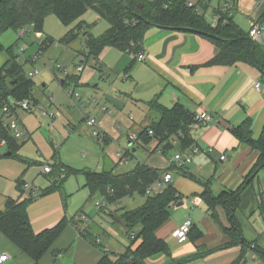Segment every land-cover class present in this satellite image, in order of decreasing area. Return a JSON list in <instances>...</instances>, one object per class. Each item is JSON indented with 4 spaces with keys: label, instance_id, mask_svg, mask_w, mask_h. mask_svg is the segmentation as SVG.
I'll return each instance as SVG.
<instances>
[{
    "label": "crops",
    "instance_id": "obj_1",
    "mask_svg": "<svg viewBox=\"0 0 264 264\" xmlns=\"http://www.w3.org/2000/svg\"><path fill=\"white\" fill-rule=\"evenodd\" d=\"M189 2L195 3L197 0H189ZM203 2L207 8L203 6L201 10L204 9L207 17L211 5L208 0H203ZM222 8L220 6L213 8L211 16L207 17L208 20L215 24L213 17ZM253 12L255 16L262 14L260 9ZM235 13H233L234 18ZM85 22L87 23V21ZM142 50L145 58L140 61L135 59L131 52L108 46L101 52L97 62L95 61L93 64L94 66H96L95 64L99 65L100 68L95 67V73L93 72L92 79H97V81L92 84L88 77H78L74 84L78 90H86L81 96L89 99V102L79 104L78 101H81V98L72 94L79 100L76 102V107L69 108L66 112L68 115H74L75 119L71 125H76L68 138L77 136L75 131L80 130L82 133H78L85 136L92 132L99 142H115L120 146L123 143V135L126 133L129 145L134 146L142 140H131L130 136H137L143 130L139 133H130L127 131L129 123L140 125L149 123L150 125L159 120L157 112L151 109V102L157 101L166 107H172L179 103L193 114L207 111L213 119L192 129L195 143L202 148L195 154L193 162H191L193 164H189V167L185 166L187 172L191 173L193 177L182 174L183 177L192 179L196 187L192 188L190 192H183L182 188H178L179 184L174 180L173 174L171 181V183H175L174 186L182 194V198L174 207L183 206L187 210L190 207L195 208L190 214V216L193 215L194 222L192 232L184 242H179L173 237L172 232L184 222L186 214L182 216L179 210L171 212L170 218L157 231V235L168 244L170 252L151 257L148 263L248 264L249 257L253 260L258 257L264 263L260 256L261 253H259L264 251V167L258 169L254 174L252 173L260 153L248 144L241 142L233 130L242 122L249 120L252 137L257 139L261 135L264 126V73L246 61L226 63L215 60V57L220 53L218 43L212 37L193 30L151 26L147 29L142 41ZM8 59L9 57L0 55V67ZM257 82L261 83L259 90L255 86ZM101 86L104 87L103 90L95 92ZM38 104L39 102L35 106ZM88 104L93 105L90 110L87 109L90 106ZM55 109L56 114L52 117L53 119L63 115L60 109L57 107ZM32 110L24 112L29 114ZM90 111L92 114H88ZM106 112L108 113L105 114ZM27 113L22 115L17 113L20 122L29 133V138L26 141L22 140L25 143L21 144L17 151L21 157H25L20 154L22 147L26 150V154L28 152V148L24 146L26 142L32 140L34 144L38 143L35 134L36 140L33 139L28 123L22 120L24 114L25 118H28L26 117ZM42 115L44 114L42 113ZM44 116L49 118V116ZM88 118H95L97 124L88 125ZM41 125L45 132L52 134L49 129L51 125L47 126L43 123ZM149 135L148 144L152 143V146L145 145L149 147L148 151L153 154L163 152L166 144L172 143V141L166 140L154 151L159 139L153 136L151 131ZM209 146L214 147L215 151L212 153L204 151ZM172 147L176 146L173 144ZM5 151L7 148L2 152ZM128 151L130 149H125L124 153ZM175 151L176 148L173 153ZM218 153H226V160H220ZM41 155L44 156L43 153ZM46 155L52 159L49 160L50 158L47 157L46 162L40 161L43 167L46 164L54 165L60 162L70 165L60 157L58 158L56 152L49 151ZM100 155L104 156L102 153ZM171 155L170 152H167L166 161ZM16 158L6 155L0 159L1 210L6 209L9 198L18 199L21 197L22 193L18 183L22 177L29 185L26 192L31 190V183L25 179L24 175V161ZM151 158L148 164L152 167L165 168L168 166L166 161L159 162L157 157ZM72 167L77 168L76 166ZM82 168L94 170L90 166ZM59 174L60 172L54 170L52 175L55 176L52 178L58 179V176H61ZM202 182H209L213 193L217 196L223 192L235 191L245 183L240 195L239 206L235 211V220L241 225L245 241H236L229 232L230 216L223 207L217 206L214 211L215 215L212 214V210L208 208L201 196L205 189ZM48 183L52 182L46 181V184ZM85 183L80 185V192L83 193L84 198L90 193ZM46 184L44 187L49 186ZM34 188L38 190L39 187L35 185ZM71 192L74 193L75 190ZM60 196L57 192L46 194L30 204L28 212L36 232L55 226L66 215L67 210L64 208L63 199H60ZM97 196L99 197L96 195L91 198L89 195L88 202L92 205ZM185 197L190 198L191 205L183 200ZM111 206L113 205H109L104 210H98L101 214L108 212V221L112 224L113 229L109 227L105 231V222L99 226L105 232L108 231L109 235H113L115 241L123 244L126 248L131 244V241L127 242L120 235L118 231L120 227L116 225L113 213L116 207ZM83 213L89 215L86 210ZM93 223L90 219V221L79 225L80 229L70 223L38 262L0 231V255L8 254V259L0 264H97L105 252L111 253V246L107 242H103L101 235L93 232ZM84 228H87L86 230L93 235L87 238L86 231L81 234L80 230ZM115 253L112 252L111 255H115Z\"/></svg>",
    "mask_w": 264,
    "mask_h": 264
},
{
    "label": "trees",
    "instance_id": "obj_2",
    "mask_svg": "<svg viewBox=\"0 0 264 264\" xmlns=\"http://www.w3.org/2000/svg\"><path fill=\"white\" fill-rule=\"evenodd\" d=\"M188 3L189 0H0V34L7 29L17 31L25 29V33L30 30L43 32L46 17L53 14L64 25L73 26L64 38L66 42L79 38L75 29L85 34V50L80 52L82 55H86L84 61H88L89 57H92L94 62H97L101 52L108 46L137 54L142 50V41L147 29L151 26L193 30L212 37L218 43L220 53L215 57V60L226 63L246 61L264 73V46L249 36L248 31L235 21L234 14L224 12L222 20L213 24L206 17L204 9L201 10L203 6L207 8L203 0L192 2V5ZM88 9H92L100 18H104L109 23V27L99 35L90 32L89 25L83 19ZM23 34L18 38L21 39ZM52 42V37H46L39 54ZM14 46L5 48L0 41V53L6 50L10 54L9 59L0 67V103L11 104L12 101L16 103L27 98L37 104L38 100L33 95L35 82L32 77L26 75L23 65L18 60L19 56L15 54ZM95 65L96 68H99V65ZM65 82L66 80H64ZM150 104L151 109L157 112L159 120L152 122L137 135L136 141L141 139L143 144H148L149 134L152 131L153 136L159 139L154 151L164 141H172V143L166 144L165 150H163L165 154L173 148L175 143L176 151H184L193 145H198L195 143L192 130L196 114L191 113L179 103L172 107H166L157 101ZM233 130L241 142L248 144L260 153L252 171L254 174L258 169L264 167V126L257 139L252 137L249 120L242 122ZM0 138L6 140L7 151L11 152L10 156H17L26 163H32L29 159L17 154L21 144H24L25 141L21 142L18 138L13 137L11 131L1 124ZM5 152L0 153V158L6 156L3 154ZM125 154L128 158L130 155L132 156L131 151ZM51 167L50 173L55 170L60 172L61 176H58L52 185L43 188L41 195L58 190L63 194L65 207L68 194L63 189V183L72 174L85 176V186L90 190L91 198L99 195L110 204L117 203L126 197H132L135 193L147 196L143 205L134 209L124 208L120 213H114L115 223L124 228L130 237L131 244L123 252H116L115 255L105 252L97 264H149L148 260L151 257L170 252L168 244L157 235V231L170 218L171 208L182 198V194L171 182L164 184L159 191L148 192V190L164 174L172 173L174 169H178L185 176L193 177L191 173L187 172L185 166L171 164L165 168H156L147 162L140 161L133 169L119 173L112 170L96 171L89 168H75L61 162L55 163ZM25 183L23 178L18 183L22 193L21 197L18 199L9 198L6 209H0V231L38 262L70 223H73L78 229L79 225L86 221L82 219L84 215L82 211L72 217L64 215L55 226L36 232L32 226L28 207L36 199L34 195L38 194L41 189L38 188L39 191L31 189L27 193ZM202 183L205 189L201 196L208 208L212 210V214L215 215L214 211L217 206L223 207L230 216L229 232L236 241H245L241 225L235 220V211L239 206L240 195L245 183L235 191L223 192L218 196L213 193L209 182ZM101 209L104 210V208ZM138 227L140 230L135 232ZM86 229L80 231L81 234L86 231L85 236L89 238L93 234ZM139 239L140 242L134 246ZM259 253L264 261V251Z\"/></svg>",
    "mask_w": 264,
    "mask_h": 264
},
{
    "label": "rangeland",
    "instance_id": "obj_3",
    "mask_svg": "<svg viewBox=\"0 0 264 264\" xmlns=\"http://www.w3.org/2000/svg\"><path fill=\"white\" fill-rule=\"evenodd\" d=\"M208 1L210 2L211 7L209 9L210 11H208L207 13V17H210L213 8H217L219 6L224 7L228 0ZM254 5L255 0H240V8L235 13V20L246 30L250 28V22L247 18L248 14H252L253 16H255L253 12ZM83 19L87 21L86 24L89 25V30L94 35L101 34L106 28L109 27L108 21H106L104 18H100L99 15L92 9H88L86 11ZM72 27V25H64L55 15L51 14L48 15L45 19L43 32H35L33 30H30L27 33L23 34L21 30L17 31L14 29H7L0 34V41L5 48H8L11 45H15V54L19 56V61L23 65V69L26 75H29L36 69L39 70V73L32 77L35 82V85L33 87V95L38 100L39 104L35 106L29 114L27 112H24L26 110H23L20 107H18L16 111L18 115H22L23 113L28 114V116H26L28 118H25L24 114V118H22V120L28 123L29 129L31 130V133L33 135V139L36 140V137L38 140L37 145L34 144L32 140L26 142L24 146L28 148L27 154L26 150H24L23 147L20 150V154L24 155V158L32 161L31 164L24 162L25 179L31 183V189L35 190V185L39 187V189H41L39 193L37 192L38 194L34 195L36 199L33 202L38 200L39 197L44 196L41 194L43 188H46L44 187L46 181L53 183V181L57 180V178H52L55 176L52 175V173L46 174L42 172L43 164L41 162H46V159L50 158L46 155V153H49V151L51 153L56 152L58 158L60 157L65 163L76 166L77 168L90 166L96 171L112 170L116 173L127 171L134 167L140 161L148 163L151 157V159L157 157V160L159 162L166 161L165 155L167 154L163 152L153 154L148 151L147 148L151 147L152 143H150V145L148 144L149 147L142 142H139V144L136 143L134 146L129 145L130 143L126 133L125 135H123V143L120 144V146L115 142H99L97 137H95L92 132H89L88 135L85 136L84 134H80L82 133L80 130L75 131L77 136L70 137V139L68 138V135L73 132V128L76 125H71L72 122H74L73 119H75L74 115H68L66 114V112L69 108L76 107V102L79 100H77L76 97L72 96V93L74 95H77L78 98H81V101H78L79 104H81V102L86 103V101L89 100L86 97L81 96L86 92V90H78L76 85L74 84L75 80H77L78 77H88L91 80L90 82L92 84L93 82L97 81V79H92L94 76L93 72L95 73V66L93 65L94 58L89 57L88 62L84 61L85 69L82 72L77 70L78 63H82L83 59L86 56L82 55V52H80L85 50V34L75 29V32L78 34L77 37L79 38L67 43L64 38L66 34L72 29ZM21 34H23V36L21 39H19L18 37ZM48 36H51L53 38V42L50 43V45L46 46L44 51L39 54L41 45L43 44L45 38ZM25 44L27 45V48L23 50L22 47H24ZM260 44L264 46V41H262ZM0 55L6 58L10 56V54L7 53L6 50L0 53ZM57 65L67 67V71L58 69L56 67ZM63 80H66V82L63 83ZM103 88L104 87L101 86L97 88L95 92H100L101 90H103ZM76 92H80V95ZM92 106L93 105L91 104L87 109L90 110ZM56 107L62 111L63 115L61 117L53 119L50 117L46 118L44 116V111H55ZM42 113L44 115H42ZM107 113L108 112H106L105 114ZM88 114H92L91 111ZM41 123L47 126L51 125V128L49 129L52 134L45 132ZM147 125H149V123L140 125L130 122L127 126V131L130 133H139L140 131L144 130ZM57 128H59L60 130H58ZM22 140L23 139H20L19 141L23 142ZM155 143L157 144V142ZM6 148L7 146H5L0 152H2ZM134 148L135 150H133ZM175 148L169 150L168 153L170 152L171 154H174L173 151L175 150ZM125 149H130V151L132 152V156H129V160L127 162L121 163L118 157V153H124ZM40 152L43 153L44 156L41 155ZM100 153H102L104 156L100 155ZM16 157L17 156H12V158L14 159H17ZM51 159L52 158H50L49 160ZM166 162L168 163V159ZM192 164L190 163V165ZM172 174L174 176V180L179 184L178 188H182L181 190L183 192H190L192 188L196 187V184L192 182V179L185 176L183 177L178 169H174L172 171ZM22 178L24 179V177ZM52 183H48L49 186L52 185ZM84 183L85 178L83 174H72L68 176V178H66V180L64 181L63 189L68 194L67 206H64V208L67 210V212H65L66 215H68V217H72L74 215L76 216L79 213H82V211L85 212L86 210L89 214L88 217H90L91 222H94L93 232L101 235V237L103 238V242L105 241L109 246H111V253L123 251L125 249V246L115 241V237L113 235H109L107 233L108 231L105 232L109 227L112 228V224L108 221V212L107 214H101L100 211L95 207V203L91 205V203L88 202V198L90 195V193H88V190H85L88 191V194L85 198L83 196V193L80 192V185H83ZM48 184H46V186ZM73 190H75L74 193L71 192ZM55 192L59 193L62 196H60V199H63V194L58 190L50 192L47 195ZM99 197L97 196L95 200ZM146 199V195L135 193L132 197L123 198L118 203L114 202L112 204L113 206L111 207H116L113 210V213H120L124 208L134 209L138 206L143 205ZM183 200L191 205V200L189 197H185ZM194 209L195 208L192 209V207H190L187 210L183 206H177V208L173 206L171 208V212H176L179 210L181 211L182 216L186 214V217L184 219H186L187 217H191L193 219V215L190 216V214H192V211ZM102 222H105V231L99 226ZM116 225L120 227V229L123 228L118 223H116ZM120 229H118L120 235L123 236L124 239L127 240V242L130 241V237L127 235L124 228L121 230ZM139 230L140 227L136 228L135 232H138ZM139 242L140 239L135 242L134 246H136ZM255 258L253 260V258L249 257L248 264H264L258 257Z\"/></svg>",
    "mask_w": 264,
    "mask_h": 264
},
{
    "label": "built area",
    "instance_id": "obj_4",
    "mask_svg": "<svg viewBox=\"0 0 264 264\" xmlns=\"http://www.w3.org/2000/svg\"><path fill=\"white\" fill-rule=\"evenodd\" d=\"M188 4L192 5V2H189ZM239 8H240V0H228L222 9H220L218 12L215 13L213 17L214 22L217 23L220 20H222V14L224 12H228L232 15ZM258 9L261 10L262 14L258 16H253L252 14H248L249 16L248 19L250 22V28L248 29V33H249V36L255 42L260 44L263 41V34H264V17H263L264 0H255V5L253 7V10L256 11ZM21 32L25 34L26 30L23 29L21 30ZM26 48H27V45L25 44L24 47H22V49L25 50ZM133 56L135 59H138L140 61L145 58L143 50H140L137 54H133ZM18 60H19V57H18ZM56 67L60 70L67 71V67H64L61 65H57ZM84 68H85V63L83 59L82 63H79L77 65V70L83 71ZM38 73H39V70L36 69L32 73H30L28 76L34 77ZM255 86L259 90L261 83L257 82ZM34 106L35 104L33 103V101L27 98L19 100L16 103H13L12 101L11 104L7 102L0 103V124L3 127L8 128L11 131L13 137L18 138V139L22 138L23 140L26 141L29 138V133L27 132L25 126L20 122L16 111L18 107L22 108L23 110L30 111L34 108ZM44 114L52 118L55 116V111L54 110L44 111ZM195 118H196V121L194 122V125H193L194 127H197L203 123H208L213 119L212 115L208 113L207 111L198 112L195 115ZM87 123L88 125L94 126L97 124V121L95 118H88ZM136 137H137L136 135H131L130 139L133 140ZM5 146H6V140L4 138H0V151ZM201 150L202 148L199 145H193L187 150L175 151L174 154H172L168 158V165L176 164L177 166H181V167L186 166L190 164L191 162H193V158L195 154ZM204 151L212 153L215 151V149L214 147L209 146L205 148ZM118 157L121 163L127 162L129 160L128 156L125 153L119 152ZM218 157L220 160L223 161V160H226L227 155L226 153H218ZM51 170H52V167L50 164L44 165L43 172L49 173L51 172ZM172 180H173L172 173L168 172L164 174L163 177L159 181H157L156 184L150 190H148V192L159 191L162 189L164 184H167L171 182ZM28 187L29 185L25 183V188H28ZM109 205L110 203L104 197L100 196L98 199L95 200V207L97 209H101V208L106 209ZM82 219H84L85 221H90V217H88V215L85 213L82 216ZM193 224H194L193 219L191 217H187L182 224H180L177 228L174 229V231L172 232L173 237H175L179 242L186 241L189 237V232L192 229ZM132 236H134V233H132ZM7 259H8V254L5 253V254L0 255V262L7 260Z\"/></svg>",
    "mask_w": 264,
    "mask_h": 264
},
{
    "label": "water",
    "instance_id": "obj_5",
    "mask_svg": "<svg viewBox=\"0 0 264 264\" xmlns=\"http://www.w3.org/2000/svg\"><path fill=\"white\" fill-rule=\"evenodd\" d=\"M15 82V80H14ZM4 155H11V152L10 151H6L5 153H3Z\"/></svg>",
    "mask_w": 264,
    "mask_h": 264
}]
</instances>
